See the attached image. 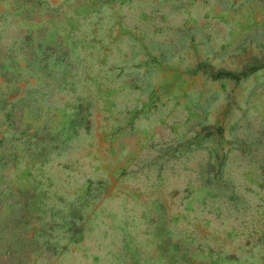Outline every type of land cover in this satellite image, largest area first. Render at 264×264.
Here are the masks:
<instances>
[{"label": "rangeland", "instance_id": "374dc122", "mask_svg": "<svg viewBox=\"0 0 264 264\" xmlns=\"http://www.w3.org/2000/svg\"><path fill=\"white\" fill-rule=\"evenodd\" d=\"M264 0H0V264H264Z\"/></svg>", "mask_w": 264, "mask_h": 264}, {"label": "trees", "instance_id": "16d2710c", "mask_svg": "<svg viewBox=\"0 0 264 264\" xmlns=\"http://www.w3.org/2000/svg\"><path fill=\"white\" fill-rule=\"evenodd\" d=\"M264 64V59L261 60V62L259 63H254L252 65H248L246 67H243L241 70L239 71H229V70H216V71H210L209 72V76L213 79L215 78H220V77H224V76H230V77H233L235 79L239 78V76L242 74V73H245L249 70H252L256 67H260Z\"/></svg>", "mask_w": 264, "mask_h": 264}]
</instances>
